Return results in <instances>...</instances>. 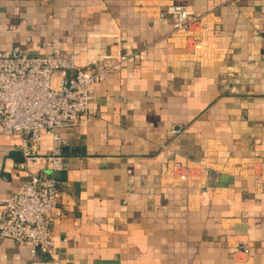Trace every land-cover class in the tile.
<instances>
[{
    "label": "crops",
    "instance_id": "obj_1",
    "mask_svg": "<svg viewBox=\"0 0 264 264\" xmlns=\"http://www.w3.org/2000/svg\"><path fill=\"white\" fill-rule=\"evenodd\" d=\"M171 4L204 17L199 47L172 38L159 18ZM0 49L85 69L139 55L93 87L85 126L60 130L54 249L33 259L0 239V264H264V0H0ZM21 144L0 138V215L31 174L52 172L18 170ZM35 149L50 155L51 138ZM174 162L207 175L180 184Z\"/></svg>",
    "mask_w": 264,
    "mask_h": 264
},
{
    "label": "built area",
    "instance_id": "obj_2",
    "mask_svg": "<svg viewBox=\"0 0 264 264\" xmlns=\"http://www.w3.org/2000/svg\"><path fill=\"white\" fill-rule=\"evenodd\" d=\"M159 18L172 20V38L184 39L186 45L189 39H194L197 47L202 43L203 39H197L193 30L205 28L203 16L191 13L185 6L171 4L160 12ZM133 58L138 59L139 55L105 56L92 60L85 69L72 54L13 56L0 49V138L22 140L24 163L17 169L28 171V166L33 165L49 166L52 172L62 171L65 164L62 149L66 142L60 130L85 126L96 113L91 108L95 98L93 87L106 83L116 66ZM45 135L51 138L52 152L40 156L35 148ZM168 169L180 184L200 182L199 177L206 176L208 170L204 163L191 167L182 162H174ZM58 192L53 178L31 174L28 181L1 202L0 239L29 248L33 259L49 255L55 247L52 222L61 216Z\"/></svg>",
    "mask_w": 264,
    "mask_h": 264
},
{
    "label": "water",
    "instance_id": "obj_3",
    "mask_svg": "<svg viewBox=\"0 0 264 264\" xmlns=\"http://www.w3.org/2000/svg\"><path fill=\"white\" fill-rule=\"evenodd\" d=\"M51 178H53L56 182L64 181L65 174L64 172H49Z\"/></svg>",
    "mask_w": 264,
    "mask_h": 264
}]
</instances>
